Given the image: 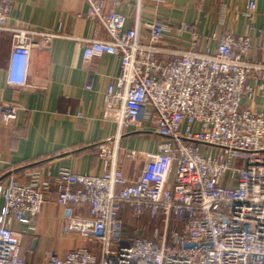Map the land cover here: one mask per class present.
<instances>
[{
	"label": "built area",
	"instance_id": "1",
	"mask_svg": "<svg viewBox=\"0 0 264 264\" xmlns=\"http://www.w3.org/2000/svg\"><path fill=\"white\" fill-rule=\"evenodd\" d=\"M85 1L96 25L84 66L103 54L120 57L103 108L117 134L98 146L101 175L60 168L0 181V264H264V113L243 106L260 97L264 83V62L249 58L251 37L226 33L214 53H199L197 26L180 24L177 31L191 38L180 49L168 43L167 24L146 18L165 0ZM124 1L135 3L129 28L128 16L116 10ZM12 3L0 0V33L12 42L8 83L19 86L33 49L50 51L61 35L8 25ZM254 8L250 1L248 18ZM93 81L90 74L86 89ZM17 113V105L2 104L0 121L10 125ZM129 132L156 134L157 151L121 147ZM121 159L141 162L132 179ZM47 203L64 209L63 235L97 244L100 254L79 246L28 260L26 233L14 224L32 228ZM128 215L138 235L127 236Z\"/></svg>",
	"mask_w": 264,
	"mask_h": 264
},
{
	"label": "crops",
	"instance_id": "2",
	"mask_svg": "<svg viewBox=\"0 0 264 264\" xmlns=\"http://www.w3.org/2000/svg\"><path fill=\"white\" fill-rule=\"evenodd\" d=\"M255 8L246 15L248 3ZM135 3L122 2L116 10L128 16L126 28L132 26ZM85 0H13L8 25L39 30H60L50 51L33 49L25 85H10L7 80L12 50L11 38L0 33V106L13 103L18 107L16 120L0 121V181L40 170L43 174L68 168L78 174L101 175L104 163L98 146L117 134L115 123L103 119L105 95L114 85L120 69V57L103 54L83 64L86 40L95 36V22L86 18ZM82 14L83 18L78 15ZM147 19H158L170 28L168 43L188 49L189 33H179L180 24L196 25L201 37L199 53H214L226 33L249 35L252 48L249 58L264 62V0H165ZM105 38L103 30L98 34ZM94 76L93 89L88 90L89 75ZM259 98L243 100V106L264 113V83L257 89ZM161 139L154 133H127L120 146L141 152H156ZM124 175L132 179L141 162L120 160ZM81 214L88 215L87 209ZM64 209L45 204L32 228L14 224L25 231L23 253L28 260L39 262L48 251L64 256L70 249L85 246L100 254L97 244L61 233Z\"/></svg>",
	"mask_w": 264,
	"mask_h": 264
},
{
	"label": "rangeland",
	"instance_id": "3",
	"mask_svg": "<svg viewBox=\"0 0 264 264\" xmlns=\"http://www.w3.org/2000/svg\"><path fill=\"white\" fill-rule=\"evenodd\" d=\"M144 225H148L149 226L148 223H144ZM134 228H135V223H134L133 219L128 215L127 218H126V233H127V236H131L132 237L133 235H138L139 234V232H136L134 230ZM143 235H147L148 236L149 232H145ZM70 237L75 238L74 235H72Z\"/></svg>",
	"mask_w": 264,
	"mask_h": 264
}]
</instances>
